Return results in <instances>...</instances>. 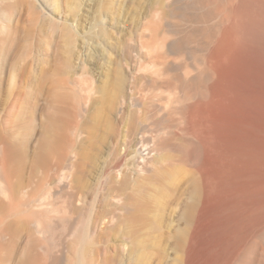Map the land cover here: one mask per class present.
Masks as SVG:
<instances>
[{"label": "bare ground", "instance_id": "bare-ground-1", "mask_svg": "<svg viewBox=\"0 0 264 264\" xmlns=\"http://www.w3.org/2000/svg\"><path fill=\"white\" fill-rule=\"evenodd\" d=\"M102 1L89 4V75L68 90L57 77L73 56L48 78L25 37L36 27L22 35L0 3V264H152L157 181L183 171L171 264H264V123L251 110L264 0ZM41 83L60 90L45 105ZM124 105L135 112L118 129ZM151 124L160 133L143 137Z\"/></svg>", "mask_w": 264, "mask_h": 264}, {"label": "rangeland", "instance_id": "rangeland-1", "mask_svg": "<svg viewBox=\"0 0 264 264\" xmlns=\"http://www.w3.org/2000/svg\"><path fill=\"white\" fill-rule=\"evenodd\" d=\"M97 1L98 0H8V1L5 0V2H7L8 5L11 8L13 6L12 9H14L13 10L14 12H12V16H10L11 17L10 19H11L12 23L19 25L21 31L23 32V33L21 32L22 35L25 36L27 34V31H25V30H29L30 31V29L27 28V27H29V26L32 27V24H33L34 28L36 27L35 30H33V28H31L33 31L32 30H31L32 32L30 31L31 34H30V32H28L29 36L26 35L25 37H27L26 39H28V42L31 43V47H32V44H33V48H32L33 52H32V54H34L35 56H38L39 59L41 60V62L42 61L46 62V65L48 66L47 69H49L51 66H54L55 63L61 62V60H62L61 58H63L62 63H64L66 59H68V58L71 59L72 58L71 56H73L72 59L74 61L73 60L70 61V64H71L70 72H68L70 75L69 74L67 75V73L65 74V73L61 72V74H59L58 77H57L58 84H59V82H61L60 84H62V85L65 83L63 86L67 90L71 87L70 83L67 84L68 78H70V80L74 79V78L79 80L80 77L82 78V75L84 73L89 75V73H88L89 72V67H88L89 66L88 65L89 64V58H88L89 57L88 56L89 55V53H88L89 52V47H88V45H89V40L92 41L93 39H95V37H94L95 33H93V31H91V30L89 31V4H94ZM5 2H3V0L0 1V3L2 5ZM102 2H103L104 6L105 5L107 6V4H109V3L111 4V2L114 3L113 0H108V1L103 0ZM7 3H5L6 4L5 6L9 7V6H7ZM11 8L9 10L10 14H11ZM17 8H19V9H17ZM29 11H31L32 14ZM39 11H41V12H39ZM36 12H37V14H36ZM20 14H21V16H20ZM6 15H8V13H6L5 16ZM35 16H36V18H35ZM0 22L2 23L3 21H0ZM46 24H47V26H46ZM42 25L44 26V28H43ZM40 26L43 29H39V28H41ZM24 33H26V34H24ZM37 33H38L39 36L37 35ZM65 35H67L66 37H69L70 39L65 38ZM32 36H34V37L32 38ZM35 37H37V39ZM38 37H40V38H38ZM91 38H93V39L91 40ZM40 40H42V41H40ZM66 40H67V42L69 41V44H70V45H68L69 46L68 49H67L68 46L66 45ZM70 40H72V41H70ZM35 41H37V42L35 43ZM38 41H40V42H38ZM45 41H47V42H45ZM37 43H39V45L42 44V46H37V47H39V49L35 48V44L37 45ZM71 47H74L73 48L74 50L71 51L70 50ZM87 48H88V50L86 51ZM41 49H42V51H41ZM34 50H36V51H34ZM59 51H60V53H59ZM70 52H71V54H70ZM35 53H37V55ZM72 53L75 56L72 55ZM50 55H52V57ZM68 55L70 57H68ZM54 56H56L55 57L56 60L54 59ZM65 56L68 57V58L65 59ZM78 57H80V58H78ZM81 59L83 61H86V62H83V63H86V64L83 65L81 63L82 61H80ZM44 62H42V65H43ZM49 62L50 63L54 62V63H52V65H51ZM61 64L58 63L57 66L60 65V68H61ZM44 65H45V63H44ZM46 65L44 66L45 68L47 67ZM47 69H46V71H47ZM50 69L51 70H48L46 72V74H47L46 76H48V78L50 76L48 74V72L50 71L49 73L52 74V70L53 69H57V67H54V68L52 67ZM83 70H85V72H83ZM48 81H50V79ZM45 84H43V83L40 84L41 89H40V96H39V99H41L40 101L44 105L46 104L47 99L51 98L52 94H54L55 92L57 93L58 91H60L58 88H57L58 90L53 88L54 86L52 84H50V85L46 84L47 86ZM58 84H56L55 87H57ZM51 86H52L53 89L51 88ZM48 87H50V88L48 89ZM163 88H164V86H161V88H160L161 90L158 89V90H156V92L158 94L162 93L161 95H163L164 94L163 91L168 89L167 87H165L164 89ZM47 89H48V91H46ZM54 89L56 91H54ZM50 91H51V93L49 94ZM213 97L214 96H212L211 99H213ZM258 99L259 98H256V100H254V102L252 103L254 105L251 106V110H252V113H253V117L255 118L254 121L255 122L264 123V116H262V115H264L263 114L264 113V98L261 99V100H258ZM221 104L218 105V106H220L219 108L216 107L218 110L220 109L218 111V115H220L221 117H225V116H227V114L231 113L232 111H235V109H237V106H238V108L240 107V103L237 102V101L233 103V105L235 107L232 104L227 103V104H225V105H227V108H226L224 103H223L222 104V105H224L223 106L224 109H223L221 107ZM229 107H231L232 110H230ZM120 109L117 110L118 112L116 111L117 112L116 116L119 119H121V122H120L119 119L116 117V119H118L117 122H119L117 124H119V125L123 121H124L123 123H125V121H127V119L130 118L131 114H133V112H135L134 110L133 111L131 110L132 108H128L127 106L124 105L122 107V109H121V112L123 111V114L121 113V117H120V115H118L120 113L119 112ZM129 109L132 112H130ZM221 109L223 111H221ZM261 119H262V121H261ZM152 125L153 124H151V126L149 125L150 127H148V129L147 128L146 129H142L140 134H142L143 137H145V136L146 137H150V138L154 137V136L156 137L160 133V131L159 132L157 131V130H159V128L157 126H155V127H157V128H155L154 125L153 126ZM120 126H118L119 127L118 129L122 128V124ZM152 127H154V128L152 129ZM153 130H154V132H153ZM118 131H120V130H118ZM155 131H157V132H155ZM192 135L195 136L197 139L201 140V144H202L203 150L205 151L206 148H205V144H204L203 140L195 133H193ZM177 139H179V140H177ZM176 142H178V143H180V142L183 143L184 142L183 143V144H185L184 146H182L183 144H181L183 149L185 147H187V148H185L186 150L190 149V147H191V149L194 148V146L191 143H190L191 145L189 146V144H188L189 142L183 141L181 138H176L175 143ZM186 144H187V146H186ZM178 145H180V144H178ZM168 151H170V150H168ZM168 151H166L167 155L169 153ZM184 152H186V151H184ZM187 152H188L189 156L190 155L191 156L194 155L193 154L194 150H190V151H187ZM187 152H186V154H187ZM171 153H172V151H171ZM179 165H181V166L177 165V167H178V169L180 168V170L182 168H185V167L188 166V165H184V164H179ZM183 166H185V167H183ZM187 168H189V167H187ZM173 172L174 171H172V173ZM175 178L177 179V181L175 180V182H173L175 184H173V186H170V187H168V185H167V180L168 179L166 180V178H164V179L162 178V180L164 182L166 181L165 183L162 182V180H160V179H159V181H157V182H160V183H157L158 184L157 187L160 188L159 186H161V188H160L161 192L157 188L159 191L158 192L156 191V194L158 193L157 194V196H158L157 197V199H158L157 200V208L158 209H156V210H157L158 221H161L160 223L163 224V225H162V228H160L159 231H157L156 238L158 239V241H157V246L155 248L156 251L154 252L155 255H153V259L155 258L154 256H156V255H157V258H155L154 260L152 259V262H153L152 264H159V263L160 264H171L172 258L174 257V250L172 248L173 235H174L175 229L178 227V225L180 226L181 223H182L181 218H180V213L182 211V207H181L182 203H183L184 200H186V197H187L186 194H187V185H188V181H187L188 179L187 178H188V176L183 171L182 173L181 172L180 173H175ZM173 179H174V176H173ZM176 182H178V183H176ZM161 183H162V185H161ZM183 186L184 187L186 186L185 187L186 188V193L184 192L185 188ZM179 189H180V191H179ZM162 190L164 191L163 193H162ZM159 194H160L161 198L159 197ZM161 195H163V196H161ZM175 222H177V223H175ZM161 235H163V236L161 237ZM166 240H167V242H166ZM160 243L162 244V246H161L162 249L160 247V245H161ZM167 245H169V246L167 247Z\"/></svg>", "mask_w": 264, "mask_h": 264}]
</instances>
